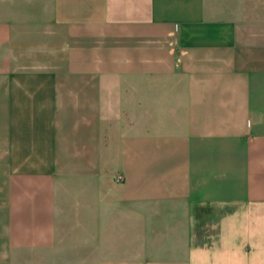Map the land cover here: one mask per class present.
I'll return each instance as SVG.
<instances>
[{
	"label": "crops",
	"instance_id": "0c3cea01",
	"mask_svg": "<svg viewBox=\"0 0 264 264\" xmlns=\"http://www.w3.org/2000/svg\"><path fill=\"white\" fill-rule=\"evenodd\" d=\"M0 264H264V0H0Z\"/></svg>",
	"mask_w": 264,
	"mask_h": 264
},
{
	"label": "built area",
	"instance_id": "2783aa9c",
	"mask_svg": "<svg viewBox=\"0 0 264 264\" xmlns=\"http://www.w3.org/2000/svg\"><path fill=\"white\" fill-rule=\"evenodd\" d=\"M122 179H123V177H122L121 175H117L116 178H115V180H116L117 182L122 181Z\"/></svg>",
	"mask_w": 264,
	"mask_h": 264
}]
</instances>
